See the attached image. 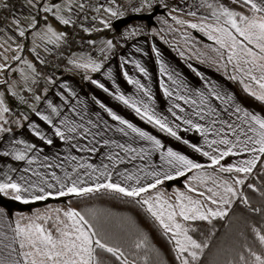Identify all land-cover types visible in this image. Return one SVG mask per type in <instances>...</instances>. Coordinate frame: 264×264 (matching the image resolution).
Masks as SVG:
<instances>
[{"label": "snow or ice", "instance_id": "6c2138e0", "mask_svg": "<svg viewBox=\"0 0 264 264\" xmlns=\"http://www.w3.org/2000/svg\"><path fill=\"white\" fill-rule=\"evenodd\" d=\"M29 2L31 3L32 0H29ZM243 2L249 5L254 13H264V0H243ZM200 6H203V0H201ZM7 7V3L0 5V8L6 9ZM58 7V5L54 4L51 7L43 8V11L51 12L55 16L57 14L55 10ZM207 7L213 8L214 5L208 4ZM97 10L99 11V9ZM69 11H71L70 7ZM106 11L114 16L117 15L111 7L107 8ZM188 14L196 16L197 12L190 11ZM211 16L215 18L217 22L216 26L205 24L201 27V30L209 28L220 34L219 36L212 35L211 39L216 40L221 47L228 50L226 59L229 63H233L234 68H238L241 73L248 76L250 81L259 86V94L256 91H252L249 84H244L245 90L249 91L257 100L264 101V16H244L230 10L224 5H219L217 10H213ZM222 17L226 18L223 23H221ZM60 19L64 24L70 22L63 17H60ZM173 19H176V17H173ZM178 22L181 24L186 23L183 20ZM14 23L19 27V19L14 20ZM32 26L34 27V25ZM190 27L197 29L198 25L191 23ZM49 31L51 32L52 29L49 28ZM19 35L23 37L25 32L19 30ZM237 36L243 39H238ZM246 41L254 43L255 47L259 49V52L249 47ZM106 43L109 49L114 47L111 40ZM33 51L35 50L33 49ZM137 51H140V49H137ZM156 55L159 56L160 53L157 51ZM17 59L19 58L17 57ZM121 59L124 58L121 57ZM241 62L249 65V67L247 69L241 67ZM124 63H132L138 69L139 73H143L145 76L148 75V70L138 60H124ZM79 66L84 68L91 67L93 71H99L102 64L92 62ZM3 67V65H0V68ZM254 70H259L260 75H254ZM160 72L168 76V79L172 80L173 85L178 83L177 80H173L172 75L168 73L166 66L162 62L160 64ZM106 75L111 78V69L107 71ZM123 76L126 78L127 83L135 85L137 90L142 92L144 96L148 97L149 100L152 99L151 91L140 79L130 76L127 71H123ZM231 79H237V77L232 76ZM92 83L96 84L104 92H109V89L105 87L104 83L96 80H93ZM161 85L164 95L172 98L174 95L173 91L163 81H161ZM63 87H67V85ZM183 87L185 94H181L179 88H177L175 97L176 100L183 101L185 105L191 106V111H186L179 102L173 103L167 109L168 113L174 118L171 122L167 116L157 115L150 104L137 101L136 98L125 95L119 91L118 87L114 93L109 94L114 95L116 100L133 109L141 119L146 120L150 124H154L161 131L168 133L178 141L181 140V136L178 135L175 129H178L180 124L176 123V121L182 120L183 124L188 126L185 128V131L199 132L204 137V143L208 145L211 151H203L197 144L189 145V141L186 139L183 140V143L189 145L196 152H202L204 156L210 157L212 165L220 166V172L243 173L245 176L251 174L258 162H264V116L254 114L242 108L237 103H230L233 100L232 96L222 95L214 86L206 90L196 89L194 95L197 99L187 94L193 92L192 89L187 85ZM68 91L72 97L77 95L71 89H68ZM213 98L216 101H220L224 107L218 109L214 106L212 102ZM36 99L39 100L40 97L37 96ZM66 100L67 97H65ZM96 103H99L100 108L113 121H118L120 126L112 128L99 115L96 117L89 116L84 106H81L79 109L76 107V104H81L79 100L76 101V104L62 103L61 105H56L51 100H48L47 109L50 110V114H44L34 110L37 117L46 122L48 126H51L52 137L58 138L67 145L65 151L68 152V155L61 158L60 154L57 153L53 158L57 162H49L50 158L47 155L43 156L42 161H40L41 167L43 168L63 170V179L57 176L55 171H52L51 177L56 183H49L40 171L36 169H25V172L32 171L33 175L38 179L33 181L30 178L21 176L20 180L16 181L11 176H8L6 179L0 180V193L8 195L9 192H12L14 194L13 199L24 200L25 203H28L29 201L25 199V194L31 192L33 193L31 197L33 200H45L49 196H52L53 192L45 191L44 185L52 189L58 184L59 189L55 193L58 196H65L70 193L79 196L104 189L123 194L127 197H140L142 193H147L150 189L157 188L164 180L173 179V176L164 174L161 178V173L158 171L137 169V172L144 173V178H155L152 182L142 185V177L140 175L136 172H129L127 168L124 171H120L118 166L125 164L126 161L147 159L151 156L152 151L159 152L161 160L173 169L183 167L190 171L192 169L202 168L201 164L195 163L186 155H182L179 151H174L171 147H168L166 151H160L165 146L155 135L131 123L103 103L99 101H96ZM64 107H67L72 115L64 114L62 112V108ZM174 109H178L180 115ZM7 112H9V109L4 106V100L2 95H0V113ZM2 118L0 116V119ZM196 118L199 121H205V123L194 122ZM24 119L27 120L28 118L24 117ZM28 126L34 135L39 137L47 146L54 144V139L42 132L39 125L30 123ZM0 132H11V129L0 125ZM109 132L119 133L125 142L122 143L120 140L112 138L108 135ZM209 133H213L216 139L209 140ZM130 134L135 135L131 136ZM137 140L151 142V148L134 147L133 144ZM16 143L23 144L24 149H13L11 152H5L4 155L13 156L17 161H27L28 165H33L39 161L38 155L35 154V144L25 143L23 140H18ZM213 145L217 147L213 148ZM220 146L226 147L222 150ZM103 149H107V151H103ZM73 150L86 153L87 156L72 155ZM30 152L34 154L29 157L28 153ZM93 154L100 157L99 164L88 162L87 157ZM243 154H250V158L241 159L237 164H229L227 166L221 164V161L225 157L233 155L241 156ZM12 171H15V169H12ZM113 173L120 180L125 182L133 181L134 184L126 183L122 185L119 182H113ZM177 175H184V172L177 171ZM85 178L96 182L92 185L85 186L87 183ZM102 179L103 182H101ZM244 184L245 179L236 176L233 177L231 184L223 181L221 186L223 187L224 195H221L219 192H214L213 195L205 197L207 201L218 205L215 210L211 207H206L200 199H194L193 196H186L184 193L180 194L176 203L162 200V194L157 195L155 204L151 197L138 200L137 202L147 206V210L158 220L164 229L165 235L173 234L172 238L176 245L177 259L181 261V264H194L208 244L206 241H197L192 235H189V232H194L195 229L186 227L182 222L177 220V217L182 218V221L185 222H194L197 220L210 222V217H223L227 213L226 211L220 210L219 205L232 203V197L247 200L246 197L242 196V193L237 192L234 186ZM248 187L252 188L253 185L249 184ZM36 190L40 193L39 195L35 194ZM190 191L198 196L204 195L203 192H198L195 187L190 188ZM208 191L213 192L212 189H208ZM63 215L70 223L59 219V216H57L53 225L55 235L53 229L46 228L43 224L36 222L42 219H51V217L40 216H37L24 225L21 224L20 220H17L15 222V228L13 229L14 235L10 238L3 232H0V237L10 240V243L5 245L3 240L0 239V247L8 250V257H12L14 253L22 257V259H9L0 256V264H103V261L100 259L101 251L110 253L112 257L120 261V264H129L121 247L110 245L80 212L75 209H69L63 212ZM253 232L256 234L259 243L264 245V230L253 228ZM14 244H18V248L14 247ZM144 244L145 242L140 240L136 243L135 247L141 248ZM248 257L251 259L241 254L239 257L240 264H264V254H257L251 248H248Z\"/></svg>", "mask_w": 264, "mask_h": 264}, {"label": "crops", "instance_id": "0c3cea01", "mask_svg": "<svg viewBox=\"0 0 264 264\" xmlns=\"http://www.w3.org/2000/svg\"><path fill=\"white\" fill-rule=\"evenodd\" d=\"M198 1L199 2H197V0H101L89 16L86 28L90 40L93 43V50H84L80 47L66 50V55L59 60V66L55 72L49 75L46 73L45 64H43L44 62L42 63L40 58L49 56L53 49H55L58 43L57 41H59V44L61 43V37L63 36L67 24H64L60 17L70 21L75 13V8L71 10V14L67 13L60 16L58 14H56V16L53 15L55 21H57V23L61 26V28L55 32L56 41L50 44V46L48 45L49 47H47L44 51H42L43 49H36V47V54L34 53L35 51L30 49L29 44L22 52V54L30 53L29 57H32V59L34 58V62L29 60L28 65L30 71L32 72V76L27 79L28 85H24L26 86L24 87L26 88V91H23V98H27L25 101H27L26 103L28 104L25 109L26 113H18L21 115L20 122L22 123L20 124V127L10 128L11 132H0V180H4L8 176H11L12 179L16 181H19L21 176L30 178L33 181L38 179L33 175L32 171L25 172V169H36L37 171H40L44 174L49 183H56L51 177L52 171H55L57 176H60L63 179V170L56 168L46 169L41 167L40 163L45 155L49 156V162L52 163L57 162L53 159L57 153L60 154L61 158L68 155V152L65 151L67 145H65V143L60 141L58 138L52 137L51 126H48L46 122L42 121L35 115L34 110L40 111L44 114H50V110L47 109L48 100H51L56 105H61L62 103L76 104V101L79 100L81 104H76V107L79 109L81 106H84L89 116L96 117L99 115V117L102 118V120L107 121L108 125L112 128L120 126L118 121H113L111 117L100 108L99 103H96V101H99L107 107L112 108V110L118 115L160 139L161 143L165 146L160 151H166L168 147H171L174 151H179L182 155H186L195 163L202 165V168L192 169L190 171L184 169L183 167L173 169L161 160L159 152L152 151L151 156L147 159H137L130 162L126 161L125 164L118 166L120 171H124V169L127 168L129 172H136L140 175L142 177V185L152 182L155 178H144V173L137 172V169L158 171L161 173V178L164 174H168L173 176V179L171 180L181 179L180 183H174L173 185H179L188 195L192 192H188L190 186L186 183L189 178H192L195 175V173L206 175L207 172L211 170L213 175L216 173L218 175H222L221 177L224 178L225 176L236 177L240 175L243 179H245L246 176L243 173L220 172V166L212 165L210 157L204 156L202 152H196L193 148H191L189 145L197 144L203 149V151H211L208 145L204 143V137H202L199 132L185 131V128L188 126L184 125L182 120L176 121V123L180 124V127L175 129L178 132V135L181 136V140L178 141L174 137H171L168 133L161 131L154 124H150L146 120L141 119V117L136 114L133 109L116 100L114 95L109 94L114 93L118 87L119 91L123 92L125 95L134 97L137 101H143L144 103L150 104L157 115L167 116L171 122L174 118L168 113L167 109L171 107L173 103L179 102L181 106L186 109V111H191V106L185 105L183 101L176 100L175 92L177 88H179L181 94H185L183 86L187 85L193 90V92H189L187 94L192 95L194 99H197L194 95V91L196 89L206 90L214 86L222 95L232 96L233 100L230 103H237L242 108H245L254 114L264 116V101L257 100L244 88V84H249L251 90L256 91L257 94H259V86L250 81L248 76L241 73L238 68H234L233 63H229L227 61L226 57L228 50L221 47L216 40L211 39L212 35L219 36V33H216L209 28L201 30V27L205 24H212L214 27L216 26L217 22L216 20H213L215 18L211 16V12L218 9L220 0H203V6H200L201 0ZM232 1L233 3H236L232 11L239 13L243 9L242 7H246V10L252 11L250 6L246 5L242 1ZM119 3L121 5L124 4L127 11L125 15H120L119 17L132 13H149L152 12L156 6H159V8L163 11L159 12L155 16L154 25H148L145 21L135 20L125 25L120 30H115V32H102L95 38L91 37L90 34L104 29V27L94 28L97 24L100 25L101 23L99 20H102V9H105L110 4L114 6ZM208 4H213L214 7L208 8ZM81 5L82 4L80 3L79 6ZM101 5H103V7H101ZM4 9L0 8V35L3 33L2 29L4 28L3 24H5V21L6 28L8 27V23L15 25V23L12 22L14 18L12 20L2 19ZM97 9H99V11ZM115 10H117V7H115ZM190 11H196L197 15H189L188 13ZM253 15L255 17H260L264 16V13L253 12ZM119 17H109L105 20L104 23L106 22V28H113V23ZM173 17H176V19H173ZM41 20L45 19L42 18ZM180 20H183L186 23L181 24L178 22ZM225 20L226 18L222 17L221 23ZM191 23H196L198 28L192 29L190 27ZM237 38L243 39L239 36H237ZM109 40H111L114 45V47L110 49L107 47L106 43ZM192 43L196 45L205 44L208 47L213 48L210 54H205V52L201 50L204 53V57L203 55H200L198 49H191ZM246 43L249 47L253 48L254 51L259 52V49L255 47L254 43L247 41ZM137 49H140V51H137ZM157 51L160 53L159 56L156 55ZM96 54L99 55V57H96ZM121 57L124 59H121ZM124 60H138L141 65L148 70V75L145 76L143 73H139L134 64L124 63ZM14 62H17V59ZM92 62L101 63V69L99 71H93L91 67L84 68L79 66ZM161 62L166 66V69L168 73L172 75L173 80L178 81L176 85H173L172 80H169L168 76L163 75L160 72ZM35 67L37 68L36 71ZM241 67L247 69L249 65L241 62ZM109 69H111V78L106 75ZM123 71H127L130 76L140 79L141 82L144 83L151 91L152 99L149 100L148 97L144 96L142 92L137 90L135 85L127 83L126 78L123 76ZM253 74L259 76L260 72L259 70H254ZM232 76H236L237 79H231ZM93 80L104 83L105 87L109 89V92L106 93L96 84H93ZM161 81H163V83L167 85L171 91H173L174 95L172 98L164 95ZM64 85H67V87H63ZM68 89H71L77 95L72 97ZM27 90L31 92L28 94ZM37 96L40 97L39 100L36 99ZM65 97H67L66 101ZM212 102L218 109L224 107L220 101H216L214 98ZM174 110L178 115H180L178 109ZM62 112L64 114L72 115L67 107L62 108ZM24 117H27L28 119L25 120ZM194 122L205 123V121H199L198 118L194 119ZM30 123L39 125L42 132L54 139V144L47 146L40 140L39 137H36L28 126ZM3 126L7 127L5 123ZM108 135L112 138L120 140L122 143L125 142L119 133L109 132ZM130 135L134 136L135 134ZM185 139L189 141V145H185L183 143V140ZM208 139H216V137L213 133H209ZM18 140H23L25 143L36 145L35 154L39 157V161L37 163L28 165L27 161H17L13 158V156L4 155L5 152H11L13 149H24L23 144L16 143ZM133 146L151 148V142L137 140ZM212 147L215 148L217 146L213 145ZM220 147L223 150L226 146ZM40 149H42V151H40ZM103 151H107V149H103ZM33 154L34 153L32 152L28 153L29 157ZM71 154L87 156L86 153H80L78 150H73ZM87 158L90 163H100V157L96 154L88 156ZM244 158H250V154L225 157L221 161V164L225 166L229 164H237L239 160ZM105 163H107V161H105ZM12 169H15V171H12ZM177 171L184 172V175H177ZM214 177L218 178V176ZM85 179L87 180V178ZM112 180L113 182H119L122 185H125L126 183L134 184L133 181L125 182L120 180L115 173H113ZM168 181L170 180H164V182L158 185L157 188L150 189L147 193H142L140 199H148L149 197L154 199L156 193H160L163 189V185L167 188H171L172 185H167ZM95 182L96 181L93 180H87L85 186L92 185ZM101 182H103V179ZM220 184L221 181H218L217 185L214 187L216 188ZM204 185H206V183H204ZM44 187L45 191L53 192V195L49 197H58V195L55 194L59 189L58 184L52 189L47 188L46 185H44ZM35 194L39 195L40 193L36 190ZM32 195L33 193L31 192L25 194V199L28 201H34L31 198ZM12 197L13 195L10 196V198ZM224 206L226 207V205ZM16 221V214L11 216L5 208L0 206V232H3L9 238L12 237L14 235L13 229L15 228ZM0 239L3 240L5 245L10 243L9 239H4L3 237H0ZM13 246L18 248V244H14ZM0 256H4L9 259H22V257L15 253L12 257H8V250L4 247H0Z\"/></svg>", "mask_w": 264, "mask_h": 264}, {"label": "trees", "instance_id": "16d2710c", "mask_svg": "<svg viewBox=\"0 0 264 264\" xmlns=\"http://www.w3.org/2000/svg\"><path fill=\"white\" fill-rule=\"evenodd\" d=\"M67 26L68 24L65 29ZM107 31L115 32L113 28H106L99 31V34ZM76 34L89 36L88 32L80 30ZM76 47L72 42L67 50ZM249 184L253 187L249 188ZM238 193H242L247 200L232 197V203L226 205L228 210L225 216L210 217V222H186L187 227L195 229L189 234L197 241H206L208 244L194 264H240L241 254L251 259L248 257V248L257 254H264V245L259 243L253 232V228L264 230V162H258L253 172L246 176L245 184L241 185ZM138 200H141L140 197H127L110 190H100L79 196H58L53 202L66 203L70 209L84 215L110 245L121 247L129 264H181L177 259L173 236L165 235L158 220ZM49 210L53 211L51 216L55 215V208ZM57 211L60 218H63V211ZM49 224L53 227L52 218L47 222L48 226ZM140 240L145 244L136 248L135 245ZM100 259L103 264H120L110 253L103 251Z\"/></svg>", "mask_w": 264, "mask_h": 264}, {"label": "rangeland", "instance_id": "374dc122", "mask_svg": "<svg viewBox=\"0 0 264 264\" xmlns=\"http://www.w3.org/2000/svg\"><path fill=\"white\" fill-rule=\"evenodd\" d=\"M83 1L84 0H32V2L30 3L29 0H19V4L21 7L20 12L9 13L8 17L5 16L6 9L3 8L4 9L3 10L4 12L2 11L3 20H10V19L12 20L14 18L12 21L14 22V20L19 19L20 24L18 27L16 24L12 25V23L10 24L8 23L7 24L8 27L6 28V21H5V24H3L4 28L2 29L3 33L2 35H0V65L4 66L3 68H0V95H2V98L4 100V106H6L9 109V112L7 113H0V116L3 117L2 119H0V125H4L5 123L9 128H15L18 126L20 127V124L22 122H20L21 115L18 113L19 112L22 114L26 113L25 109L27 108L26 105L28 103H26L27 101H25L27 98L26 97L23 98V93L26 91V88H24L26 86L24 85L25 84L28 85L27 79L32 76V72L30 71L28 63L29 60L34 62V58L32 59V57H29L30 53L22 54V52L28 47V44L30 45V49L32 50L37 47L36 49L39 50L43 49L42 51H44L45 49H47V47L50 46V44L56 41L55 32H57L58 29L61 28V26L57 23V21H55L53 14L51 12L43 11V8L51 7L54 4L58 5L59 6L58 9H56L55 11L60 16L62 14H67V13L71 14V11H69V7L71 8V10L74 8L76 9L77 7H79L80 3L81 4L83 3ZM197 2L199 1L197 0ZM4 3H7V5L9 6L10 0H0V5H3ZM220 5H224L230 10H232L234 5H236V3H233L232 0H222V1L220 0ZM109 7H111L112 10L117 13V15L114 16L108 11H106V9ZM115 7H117V10H115ZM242 8L243 9L239 13H242V15L244 16H249V17L254 16L252 11L246 10V7H242ZM102 10H103V14L101 15L102 20H99L101 21V23L100 25L97 24L94 27L95 29L98 27H104L105 29L106 24L104 23V21L107 20L109 17H119L120 15H125L127 13L125 5L124 4L121 5L120 3L114 6L110 4L105 9ZM42 18H44L45 20H41ZM32 25H34V27ZM49 28L52 29L51 32L49 31ZM19 30H23L25 32V35L23 37L19 35ZM90 35L91 37L95 38L99 35V32H95ZM57 42H56L57 43L56 47L59 46L58 45L59 41ZM212 48L208 47L205 44L196 45L192 43L191 46V49H198L200 55L203 56L204 53L202 51H204L205 54H210ZM36 49L34 52L35 54L37 52ZM17 57L19 59H17ZM16 59L17 62H14ZM40 59L42 60L43 63L44 62L43 57H41ZM36 70L37 68L35 67V71ZM27 91L28 94L31 92L29 90ZM214 176H218V178H215ZM221 176L222 175H218L216 173L213 175L211 170L208 171L206 175L195 173V175L192 178H189L186 184L189 185L190 188L195 187L198 190V192H203L204 195L198 196L195 193L193 194L189 193V194L193 196L194 199H200L206 207H211L214 210L217 209L218 205L212 204L210 201H207L205 197L209 195H213L214 192H219L221 195H224L223 187L221 185L223 184V181H227L229 184H231L233 177L225 176L224 178ZM238 177L242 178L240 175ZM218 181L219 182L221 181V184L215 188L214 186L217 185ZM204 183H206V185H204ZM234 186L236 187L237 192L241 188V185H234ZM181 188L182 187H180L177 184L172 185L171 188H167L163 185V189L161 190V192L156 193V195L154 196L153 203L155 204V198L159 194H162V200L168 201L170 203H176L181 193H184L186 196L188 195L186 191L182 190ZM190 188L188 189V192H191ZM211 188L213 192L208 191V189ZM12 195L14 194L12 192H9L8 195H5V197L10 198V196ZM19 201L24 202V200H19ZM50 208L56 209L55 215L53 214V216H51V213L53 211L49 210ZM59 209L65 212L70 209V206L66 203L50 202L46 205L34 207L31 211L16 210L15 214L17 215V220H20L22 225L29 223L30 220L35 219L37 216L51 217L54 223L57 219V216H59V219L64 220V217L60 218V213L59 211H57ZM219 209L222 211L228 210L227 207H225L224 205H219ZM49 220L50 219H42L36 222L43 224L46 228L53 229L55 235L56 233L52 225L50 224L49 226L47 225V222ZM177 220L182 222L187 227V224L184 221H182V218L177 217ZM65 221L67 223H70V221H67V219Z\"/></svg>", "mask_w": 264, "mask_h": 264}, {"label": "built area", "instance_id": "2783aa9c", "mask_svg": "<svg viewBox=\"0 0 264 264\" xmlns=\"http://www.w3.org/2000/svg\"><path fill=\"white\" fill-rule=\"evenodd\" d=\"M99 1L101 0H84L82 3L83 7L79 6L75 9L73 18L70 20L67 28L64 30L61 43L58 47L53 49L49 56L43 57L47 74L51 75L55 72L59 66V60L65 56L66 50L71 46L72 42H74L77 47H80L81 49L93 50V43L91 42L90 37L86 34L77 35L76 32L78 30L87 32L86 28L89 16L94 11ZM20 10L21 7L19 0H10V4L6 8L5 16L8 17L9 13H19ZM96 57H99V55L96 54Z\"/></svg>", "mask_w": 264, "mask_h": 264}, {"label": "water", "instance_id": "95a60500", "mask_svg": "<svg viewBox=\"0 0 264 264\" xmlns=\"http://www.w3.org/2000/svg\"><path fill=\"white\" fill-rule=\"evenodd\" d=\"M159 6H156L155 9L152 12L149 13H132L128 14L126 16L120 17L115 22L113 23V27L115 30H120L122 27L125 25L135 21V20H140V21H145L148 23V25H154L155 24V16L161 12ZM181 179H174L170 180L167 182L168 186L173 185L174 183H180ZM56 198L54 197H48L45 200H34L30 201L28 203L7 198L3 193H0V206L5 208L8 213L12 216L14 211H31L34 207L46 205L50 202L55 201Z\"/></svg>", "mask_w": 264, "mask_h": 264}]
</instances>
